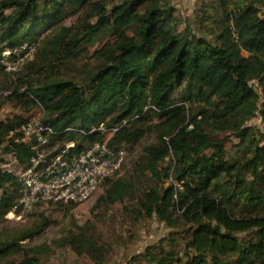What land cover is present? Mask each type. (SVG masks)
Instances as JSON below:
<instances>
[{"label":"trees","instance_id":"trees-1","mask_svg":"<svg viewBox=\"0 0 264 264\" xmlns=\"http://www.w3.org/2000/svg\"><path fill=\"white\" fill-rule=\"evenodd\" d=\"M218 2V28L205 36L178 32L175 10L162 0H121L109 10L101 0H0V89L11 91L2 100L29 113L0 119V149L18 165L28 162L34 151L14 139L36 114L32 108L39 109L37 100L44 121L57 130L76 126L88 133L99 124L126 121L112 137L116 145L137 144L153 131L155 140L142 148L141 173L180 184L152 186L138 205L146 217L170 227L180 220L188 230L147 246L126 264H264V133L247 124L257 114L264 119V0H238L232 10L226 0ZM80 13L86 19L76 33L64 22ZM105 35L111 39L103 42ZM98 41L96 63L81 84L50 78L54 63L75 59ZM31 44L38 47L35 59L13 87L15 73L5 71L2 54L10 51L11 58ZM226 132L236 141L233 154L226 151ZM55 139L74 141L80 150L103 136L70 132ZM167 158L170 164L161 166ZM111 179L103 181L99 203L120 201L133 191L132 181ZM19 195L16 175L0 163V221L20 211H14ZM48 224L45 219L14 242L0 239V255ZM67 245L104 264L105 252L89 232L72 234ZM21 253L1 264H39L37 255L24 248Z\"/></svg>","mask_w":264,"mask_h":264},{"label":"rangeland","instance_id":"rangeland-1","mask_svg":"<svg viewBox=\"0 0 264 264\" xmlns=\"http://www.w3.org/2000/svg\"><path fill=\"white\" fill-rule=\"evenodd\" d=\"M101 1L109 10L121 0ZM236 1L238 0H226V9L232 10ZM218 3V0H162L164 6H171L175 10V23L178 32L189 29L193 33L204 34L205 36H211L218 28V25L213 22V19L217 21L221 12L219 7L221 4L218 5ZM85 19V13L75 14L69 16L65 20L64 25L76 27V33H81V23ZM207 19L209 21H205ZM89 22L91 24L95 23L94 19ZM110 39V35H105L102 41L105 42ZM101 43V41H98L93 46L88 47V50L79 52L75 59L68 60L62 64L54 63L56 67L52 71L50 78H71L77 82L83 80L87 73L93 70L96 63L93 53ZM37 48V44L26 45L25 48H20L14 52L11 58L4 53L2 54V59L5 62H1L2 65L5 67L8 65L9 67L4 68L5 71L13 70V73H15L13 76L15 81L13 87L19 84L16 80L17 75H27L29 72L26 69V64L30 60L35 59ZM45 70L49 69L46 68ZM31 75L33 76L34 73ZM22 89H25V86L20 88V90ZM257 89L260 94V89ZM32 109L31 112L38 113L39 109ZM16 114L27 117L29 113L16 102L0 101V119ZM247 124L251 125L256 132L264 133V119L260 115L257 114ZM226 134L229 135L227 132ZM221 136H224V133H221ZM227 137L226 151L233 154L237 149L234 146L236 141L230 135ZM154 140V132L147 131L137 144L117 145L124 149L125 159L122 167L112 175L111 180L123 179L133 183V191L124 199L110 204L105 201L99 203V197L103 195L107 187V183L103 182L91 198L80 203L42 204L31 212H26L19 208L20 211L15 215L8 213L0 221V239L3 241L14 242V237L29 229H36L45 219L49 224L39 235L21 241L17 245H13L7 252L1 254L0 264L9 259H20L23 248L28 250L31 255H37L39 264H96L86 255L78 256L67 245L70 236L80 230L89 232L92 238L103 248L105 252L104 264H126L132 255L142 252L147 246L161 243L172 233L187 231L189 225L184 226L180 220H178L176 225L170 227L156 217H146L139 208L138 198L145 190L156 185L167 186L171 184L170 177H163L162 182H159L150 173H141L139 164L141 163L142 148ZM80 143L83 144L84 142ZM0 159L2 168L13 171L15 174L19 172L20 167L12 153H7L0 149ZM170 162V158H167L161 166H166ZM17 208L16 204L14 211ZM179 214L175 213L174 217L178 219L177 215Z\"/></svg>","mask_w":264,"mask_h":264},{"label":"built area","instance_id":"built-area-1","mask_svg":"<svg viewBox=\"0 0 264 264\" xmlns=\"http://www.w3.org/2000/svg\"><path fill=\"white\" fill-rule=\"evenodd\" d=\"M10 53L4 52L8 56ZM1 62L5 63L4 59ZM6 66L5 68H9ZM10 93V90L0 91V101ZM36 103L38 113L31 115L22 124L19 129L21 137L14 139L15 143L24 144L34 151L25 165H19V172L14 173L20 192L17 207L31 212L42 204L80 203L91 198L102 182L122 167L125 151L112 142V137L126 121L112 127L99 124L88 133L76 126H65L57 130L44 121V108L37 100ZM151 107L156 110L155 107ZM70 132L79 135L99 133L103 139L75 150L76 142L68 141L61 144L55 139L59 133ZM170 178L171 183L176 187L180 186L172 177ZM9 214L15 215L12 211Z\"/></svg>","mask_w":264,"mask_h":264}]
</instances>
